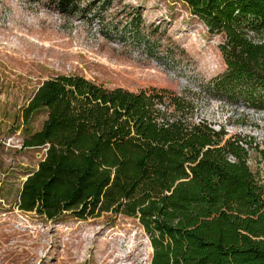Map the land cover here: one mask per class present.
Masks as SVG:
<instances>
[{
	"label": "trees",
	"instance_id": "16d2710c",
	"mask_svg": "<svg viewBox=\"0 0 264 264\" xmlns=\"http://www.w3.org/2000/svg\"><path fill=\"white\" fill-rule=\"evenodd\" d=\"M181 1L224 37L227 70L213 90L264 109V0ZM56 2L62 13L79 10L77 0ZM193 110L167 90H110L79 75L45 81L24 121L48 117L24 146L48 149L19 209L48 220L137 219L151 264H264V186L248 165L250 142L189 120Z\"/></svg>",
	"mask_w": 264,
	"mask_h": 264
},
{
	"label": "rangeland",
	"instance_id": "374dc122",
	"mask_svg": "<svg viewBox=\"0 0 264 264\" xmlns=\"http://www.w3.org/2000/svg\"><path fill=\"white\" fill-rule=\"evenodd\" d=\"M74 14L56 0H0V264H151L154 249L137 219L112 213L48 220L19 209L25 180L44 147L24 146L48 113L24 121L37 89L79 75L106 89L167 90L194 106L225 140L248 142V165L264 186V109L213 90L227 66L223 35L211 34L181 0H77Z\"/></svg>",
	"mask_w": 264,
	"mask_h": 264
},
{
	"label": "built area",
	"instance_id": "2783aa9c",
	"mask_svg": "<svg viewBox=\"0 0 264 264\" xmlns=\"http://www.w3.org/2000/svg\"><path fill=\"white\" fill-rule=\"evenodd\" d=\"M245 147H247V146H245ZM44 149H45V154H46L48 148L47 147H44ZM44 157H45V155H44Z\"/></svg>",
	"mask_w": 264,
	"mask_h": 264
},
{
	"label": "water",
	"instance_id": "95a60500",
	"mask_svg": "<svg viewBox=\"0 0 264 264\" xmlns=\"http://www.w3.org/2000/svg\"><path fill=\"white\" fill-rule=\"evenodd\" d=\"M26 180H27V179H26ZM26 180H25V181H26Z\"/></svg>",
	"mask_w": 264,
	"mask_h": 264
}]
</instances>
